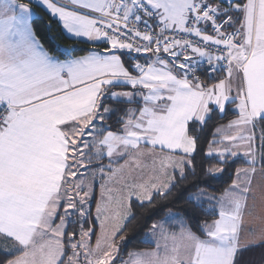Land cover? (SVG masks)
Returning a JSON list of instances; mask_svg holds the SVG:
<instances>
[{"label": "snow or ice", "instance_id": "snow-or-ice-1", "mask_svg": "<svg viewBox=\"0 0 264 264\" xmlns=\"http://www.w3.org/2000/svg\"><path fill=\"white\" fill-rule=\"evenodd\" d=\"M33 3L91 48H46L33 27ZM204 63L223 78L203 82ZM105 97L135 105L122 110L118 131L105 122L121 110ZM229 103L236 118L214 128L205 157L217 166L204 171L214 177L241 157L248 167L236 168L219 196L201 188L189 196L197 207L207 202L216 218L197 228L181 219L178 234L166 229L167 219L153 223L155 249L118 260L132 197L150 202L153 191L166 196L186 179L198 133ZM258 122L264 0H0V264H239L241 253L264 246V227L244 228ZM260 139L264 167V132ZM146 158L153 175L137 182L133 172ZM97 175L105 183L93 246V229L83 224ZM73 216L79 239L67 231Z\"/></svg>", "mask_w": 264, "mask_h": 264}, {"label": "trees", "instance_id": "trees-1", "mask_svg": "<svg viewBox=\"0 0 264 264\" xmlns=\"http://www.w3.org/2000/svg\"><path fill=\"white\" fill-rule=\"evenodd\" d=\"M26 1V0H24ZM243 2L244 0H237ZM29 2V1H27ZM219 3V2H215ZM36 15L33 17V27L36 30L38 37L44 43V46L50 51L56 49L58 46L62 49L65 47H75L77 49H89L91 45L86 42H77L76 40L70 39L60 28V25L49 16L47 11L35 3L32 4ZM100 47H103L101 45ZM84 54L77 51L75 55ZM221 71H217L212 75L205 74V83L211 84L218 80L216 76H221ZM104 102L106 106L116 107L121 111H117L111 115L110 118L106 119V124L110 126V130L118 131L120 125L117 120L122 115V110L127 107H133L134 105L127 104H113L108 97H105ZM236 117V112L227 106V110L224 114L214 110L211 113V118L208 120L207 126L204 131L198 133L200 140L198 141L197 151L194 154L193 169H186V179L177 180L175 187L167 193L166 196H161L155 192L152 195V199L149 202L144 200L141 202L138 199H132L130 203V215L125 222V235L126 241L121 244L120 256L118 260H125L129 257V253L135 250H149L155 247V244L147 239L150 232L151 225L158 223L162 220L167 219V223L170 225L175 222H181V219L187 224L193 225L194 228L199 227L203 223H211L216 218L215 214L212 213L210 205L205 202L202 207H197L194 203L189 201L190 194L196 192L197 188L204 189L209 195L219 196L225 188H227L232 179L235 178V169L238 167L248 166L245 163L243 157L238 158L235 163H231L230 167H226V171L217 175L208 176L205 174V169L209 166H217L214 158H206L205 152L207 151V141L212 139V132L216 126L227 123ZM262 131L264 132V124L260 123ZM105 165H108L109 161L104 159L102 161ZM114 164V163H113ZM102 180L97 175L94 182V191L99 188ZM90 215L86 218L83 224L84 229L89 228L92 224L95 227V219L93 211V205L89 207ZM170 213L172 215H170ZM170 216V218L168 217ZM73 221L77 223H70L67 231L77 233V239L80 234V218L78 216L72 217ZM92 221V223H90ZM59 221L57 220V223ZM96 229V228H95ZM96 232V230H95ZM94 234L93 239L96 237ZM68 255H71V250L66 249ZM8 259L13 258L8 256ZM5 259V254L0 252V261ZM67 257H65V260ZM264 264V258L263 262Z\"/></svg>", "mask_w": 264, "mask_h": 264}, {"label": "crops", "instance_id": "crops-1", "mask_svg": "<svg viewBox=\"0 0 264 264\" xmlns=\"http://www.w3.org/2000/svg\"><path fill=\"white\" fill-rule=\"evenodd\" d=\"M27 1H29V0H26V1L22 0V2H25V3H27ZM222 6L226 7L227 5L222 4ZM33 11H35L34 8H33ZM35 15H36V12H35L34 16ZM103 47H101V48H103ZM141 62H143V59H141ZM224 75H225V73L222 72L221 76L218 75V76H216V78H218V80H219L220 78H223ZM217 81H215V82H217ZM215 82H213V83H215ZM113 90L115 91V90H126V89L121 88V89H113ZM228 105H230L233 110L235 109V104L229 103ZM133 107H135V105ZM235 118H233V119H235ZM227 123H223V124H227ZM223 124H220V125H223ZM262 132H263L262 127H261L260 123L258 122L256 125V128L254 129V133L256 136V140L254 141V143L256 146V155H257V164H256L257 171L252 176V180H251L252 191L249 194L248 209H247L245 216H244V219L249 220V221L254 220L257 217V215L260 214V212H261L260 201H263V199H264V167H261V164H260V155L262 152L260 137L262 135ZM123 163H124V160L120 159V160L115 161L112 166L113 167H119V165H121ZM142 163H143L144 167L141 169H136L133 172V177L135 178V180L137 182H141V181L146 182L153 175V172H152L153 161H152V159L146 158ZM243 167H248V166H243ZM103 182H104L103 180L100 182V188H101V183H103ZM155 192L156 191H153L152 195ZM132 199H137V198L132 197ZM132 199H131V201H132ZM165 227H169L170 232H176L177 234L180 232V225L176 226L177 230L174 229V226L172 229V225H170V223H166ZM263 258H264V246H257V247L249 248L247 251H244L243 253H241V255L239 256L238 259H239V264H254V263H252L253 259L254 260L256 259V262L258 261L257 264H262Z\"/></svg>", "mask_w": 264, "mask_h": 264}, {"label": "rangeland", "instance_id": "rangeland-1", "mask_svg": "<svg viewBox=\"0 0 264 264\" xmlns=\"http://www.w3.org/2000/svg\"><path fill=\"white\" fill-rule=\"evenodd\" d=\"M213 2L214 3L215 2H219L220 3L221 0H213ZM34 14H35V11H34ZM93 171H94V169H89V172L85 174L86 177H87L86 183H91L92 182L91 173ZM104 183H105V181L103 183H101V185L104 184ZM109 186H111V185H109ZM101 193H102V189L100 188V185H99V188L97 189V191H94V189H93L92 199L89 201V204H88V207H90L91 204L93 205L92 213L94 214L95 225H96L95 227H93L94 226L93 224L90 226L93 229V234L91 236V244L93 246L95 245V241H96V239L99 236L100 231H101V220H98L96 218V216H97V213H96L97 204L102 203ZM129 203H131V201ZM260 210H261L260 214L257 215V217L254 220L249 221V220L244 219V228L247 231L259 233V230L262 227H264V199H263V201H260ZM127 211L130 213V207L127 209ZM168 217L170 218V216H168ZM101 219H103V216H101ZM163 221H165V220H162L160 222H163ZM90 223H92V221ZM106 223H108V222H106ZM171 225H172V229H173V226H174V229L177 230L176 226L180 225V222L176 221V222H173ZM169 227H166V229H168V231H170ZM87 229L88 228H86L85 230H87ZM95 230H96V232H95ZM94 234H96L95 235L96 237L93 239ZM147 239L150 240L151 242H153L154 244H156V239H157L156 237H153V236L148 234ZM154 249L155 248L149 249V250H135V251H132V252L145 253V252H151ZM127 260H129V257L127 259H125L124 261H127ZM252 263L257 264L258 261L256 262V259L255 260L253 259Z\"/></svg>", "mask_w": 264, "mask_h": 264}, {"label": "built area", "instance_id": "built-area-1", "mask_svg": "<svg viewBox=\"0 0 264 264\" xmlns=\"http://www.w3.org/2000/svg\"><path fill=\"white\" fill-rule=\"evenodd\" d=\"M228 30L231 31V29H228ZM209 32L211 33V28H210V27H209ZM208 69H209V65H207L206 63H204V64H202V65L200 66L199 71L197 72V75L200 76V79H201L203 82H205V74H206V75H212V74L216 73L217 71H221V72H223L222 70L219 69V67H218V70L215 71V72H209ZM223 73H224V72H223Z\"/></svg>", "mask_w": 264, "mask_h": 264}]
</instances>
